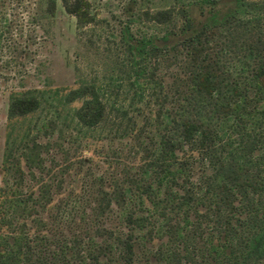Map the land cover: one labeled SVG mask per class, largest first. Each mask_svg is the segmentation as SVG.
I'll return each instance as SVG.
<instances>
[{"label":"trees","instance_id":"16d2710c","mask_svg":"<svg viewBox=\"0 0 264 264\" xmlns=\"http://www.w3.org/2000/svg\"><path fill=\"white\" fill-rule=\"evenodd\" d=\"M172 1L140 14L155 24L180 22L161 40L179 37L186 60L165 88L155 69L167 47L153 37L123 39L131 94L125 108L111 102L109 109L126 120L119 137L134 138L146 154L126 181L99 184L93 203V181L83 180L57 200L49 220L42 217L63 180L36 177L38 152L49 144L29 138L46 134L50 122L28 127L18 146L11 133L17 118L42 104L53 111L56 95L57 103L78 100L71 120L92 129L107 116L103 90L81 84L63 94L8 95L0 264H264V0ZM59 3L77 27L96 20L89 0ZM54 5L47 0L46 10ZM12 21L13 14L1 18ZM112 217L119 225L108 228Z\"/></svg>","mask_w":264,"mask_h":264},{"label":"rangeland","instance_id":"374dc122","mask_svg":"<svg viewBox=\"0 0 264 264\" xmlns=\"http://www.w3.org/2000/svg\"><path fill=\"white\" fill-rule=\"evenodd\" d=\"M16 1L9 7L8 2L0 0V185L10 92L34 89L48 95L54 90L63 94L78 85L93 84L103 90L107 111L103 122L92 129L81 130L71 120L72 110L79 101L57 103L59 96L56 95L54 112L42 104L45 105L43 109L14 121L11 134L16 146L21 145L23 132L35 122H50L46 134L33 132L29 138L49 144L38 152L37 158L42 159L43 168L40 167L41 171L33 169L36 177L43 176L49 181L54 174L63 180L60 193L52 194L51 204L41 213L49 220L57 200L66 197L70 189L77 192L81 181H93L90 190L93 203L99 184L106 188L112 181H126L136 173L145 158V149L137 144V140L119 137L126 120L109 109L111 102L125 108L131 94L122 70L125 58L123 39L153 37L156 45L167 47V51L157 58L155 69L156 78L165 88L176 73L181 72L186 54L175 45L179 40L176 35H169L167 41L161 40L167 28L174 32L180 22L155 24L140 14L143 10L169 7L172 0H89L96 20L83 27L76 26L74 18L63 11L59 0H55L52 11L46 10L47 0ZM131 13L134 17L129 18H134V22L126 19ZM11 14L12 22H1L3 15L8 17ZM150 128L156 130L154 126ZM45 171L48 172L45 174ZM118 225L115 217L105 223L108 228Z\"/></svg>","mask_w":264,"mask_h":264}]
</instances>
